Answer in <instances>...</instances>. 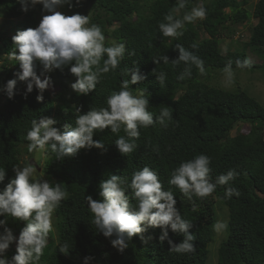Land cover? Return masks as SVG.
Segmentation results:
<instances>
[{
    "label": "trees",
    "instance_id": "16d2710c",
    "mask_svg": "<svg viewBox=\"0 0 264 264\" xmlns=\"http://www.w3.org/2000/svg\"><path fill=\"white\" fill-rule=\"evenodd\" d=\"M251 1L186 0V8L176 13V18L182 19L185 12L199 4L206 7L207 17L186 23L184 35L178 40L162 37L158 27L161 22H166L164 16L177 0H81L79 6L73 0L71 9L67 5L61 7L65 15L89 14L88 26L97 24L109 37L105 46H111L113 42L123 43L126 52L119 67L103 75L96 90L87 96H78L72 91L70 85L76 78L67 66L63 70L45 72L53 85L54 76L59 81L54 90L42 93V103L36 100L40 93L35 87L27 96L26 86L16 87V94L11 99L6 91L1 92L4 99L0 105V168L6 169V178L0 183V190L14 178L12 166L25 160H21V152L31 156L25 137L33 119L53 118L58 122L54 127L61 131L66 123L74 126L76 108L82 105V113H86L90 107H107L106 98L120 90L122 80L131 79L129 69L139 67L140 73L147 77L139 84H130V89L133 95L144 92L149 99L148 111L156 122L140 129V138L135 141L138 147L127 156L121 155L114 144L118 136L127 138L123 128L119 134H113L110 129L94 133L93 139L102 141L106 151L94 147L81 149L75 157L58 160L47 148L41 174L53 183L61 182L68 195L55 210L54 231L49 235L40 264H84L86 256L93 257L88 264H205L208 244L213 238L216 202H221L228 210V232L217 248V264H264V106L239 88L236 79L233 80L234 90L211 82L213 72L223 71L229 60L233 61L232 68H236L235 60L248 59L247 49L258 54L263 62L252 63V67L243 70H264V0H254L249 11L247 6ZM42 8V4H36L25 12L17 0H0V17L19 18L15 26L17 32L36 27L37 14ZM250 17L256 21L251 23ZM243 23L250 28L248 40L238 49L221 53L220 39L232 38L233 26ZM177 43L204 61L205 74L201 75L193 66L191 77L177 79L185 67L183 63L175 67L171 63L179 56L178 50H174ZM193 44L197 47L193 48ZM12 48L11 36L0 27V49L9 53ZM131 52L135 55H129ZM162 56H167L170 62L164 64L159 59ZM158 59L159 63H155ZM0 61V78L6 83L9 79L18 80L15 74L20 71L19 62L8 57H0ZM12 65L17 67L15 71L11 69ZM41 71L43 65L37 62L38 74ZM160 72L166 74L163 86L157 81L156 75ZM163 107L172 109V119L167 122V127L156 119ZM241 124H248L249 129L239 128ZM237 128L239 131L232 133ZM199 154L207 155L211 160L213 183L229 170H235L238 176L228 185H218L207 198L194 196L195 211L192 201L183 197L178 189H171L182 218L193 225L189 232L195 235L194 253L169 251L168 241H159L161 229L148 228L142 234L145 239L151 237L147 243L137 235L121 254L91 223L92 215L85 197L92 195L93 199H98L101 181L117 175L127 178L130 184L132 174L147 165L158 173L165 190H168L171 171L182 161ZM227 187L236 188L240 196L225 199ZM126 194L135 206L131 189H126ZM0 220H7V226L17 238L25 227L24 222L13 221L10 217L0 216ZM169 238L176 244L183 240L170 229ZM65 242L69 245L67 256L58 250V246ZM15 249L14 242L6 253L9 259Z\"/></svg>",
    "mask_w": 264,
    "mask_h": 264
},
{
    "label": "clouds",
    "instance_id": "9594fccd",
    "mask_svg": "<svg viewBox=\"0 0 264 264\" xmlns=\"http://www.w3.org/2000/svg\"><path fill=\"white\" fill-rule=\"evenodd\" d=\"M17 2L25 12L30 6L34 8L36 4H42L43 10L49 14L42 15L38 27L18 30L11 37L13 48L8 53V59L19 62L20 71L15 74L18 80L9 79L7 83L4 82L3 91H6L9 99L16 94V87L26 86L25 96L35 87L40 93L36 100L42 103L44 99L42 93L49 89L54 90L51 77L46 76L45 72H51L53 69L63 70L66 66L70 74L76 78L70 85L72 91L78 96H87L96 90L103 75L119 67L126 52L123 43L113 42L111 46H105L106 38L101 27L97 24L88 26L89 14L76 12L65 15L57 10L64 5L71 9L73 0H17ZM75 4L79 6L81 0H75ZM185 8L186 0H177L164 16L166 22H161L158 26L162 37L178 40L184 35L186 23L191 24L207 17L206 7L199 4L185 12L182 19L176 18L175 14ZM192 47L196 48L197 45L193 44ZM174 50H178L179 56L171 60L172 65L174 67L181 63L185 65L183 72L177 77L178 80L191 77L193 66L201 75L205 74L204 61L197 54L179 43L175 45ZM105 55L107 59H103ZM129 55H135V52ZM159 59H162L164 64L170 62L167 56ZM159 59L155 63H159ZM37 62L43 65V71L39 74ZM232 64L233 61L229 60L223 69L229 83L233 82L234 77ZM235 65L241 70L252 67L251 61L247 58L243 61L235 60ZM152 71L155 74V69ZM129 74L131 79L122 80L120 90L112 92L106 98L107 107H90L86 113H82L83 106H78L74 113V126L66 123L63 126L64 130L61 131L54 127L58 122L53 118L33 119L25 137L29 142L28 152H46L47 148H50L59 160L64 157H75L81 149L94 147L106 151L102 141L93 139L94 133L110 129L113 134H119L123 128L127 138L118 136L114 144L123 156L133 153L138 147L135 141L140 138V129L152 126L156 120L148 111L149 99L144 92L140 91L138 95H133L130 89V84H139L147 77L140 73L139 67L129 69ZM156 76L157 81L163 86L166 74L160 72ZM18 81L24 82L25 85H17ZM0 95L2 104L4 95ZM156 119L167 127V122L172 119V109L163 107ZM25 156L27 157V154ZM30 160L36 162L34 159H28V164L22 167L13 165L14 178L9 179L0 190V216L25 223L17 238L7 226V220H0V229H3L0 231V264H40L49 242V235L54 231L55 210L68 195L61 182L34 180L36 167L29 163ZM210 163V158L204 154L182 161L170 173L167 181L168 190H165L158 173L147 165L132 174L130 184L125 177L111 175L99 184L98 199H93L92 195L85 197L92 215L91 223L121 254L129 247L128 242L137 235L147 243L151 237L145 239L142 234L148 228L161 229L159 241L163 243L167 240L170 245L169 251L180 254L194 253L195 235L189 232L193 225L182 218L171 189L173 187L178 189L183 197L192 201L195 211L194 196L200 199L207 198L216 191L218 185H228L238 176L235 170H229L226 174L219 175L213 183ZM5 178L6 169L0 168V183H3ZM126 189H131L132 198L136 201L135 206L130 202ZM234 195L240 196L236 188L225 189V199H231ZM213 227L220 231L226 229L227 224L217 222ZM169 229L172 233L181 235L183 240L178 244L174 243L169 238ZM14 242L15 254L9 259L6 253ZM58 250L67 256L68 243L59 245ZM91 259H93L91 256L84 257V264H88Z\"/></svg>",
    "mask_w": 264,
    "mask_h": 264
},
{
    "label": "rangeland",
    "instance_id": "374dc122",
    "mask_svg": "<svg viewBox=\"0 0 264 264\" xmlns=\"http://www.w3.org/2000/svg\"><path fill=\"white\" fill-rule=\"evenodd\" d=\"M253 1H251L250 5L247 6V9L250 11L252 8ZM58 11H61V8L57 9ZM232 13V12H231ZM49 14L45 12L42 8L41 11L38 12L37 16H39L37 26L39 25V22L42 18V15ZM17 18H12L8 19L5 18L4 16L0 17V27H2L6 33L7 36H13L16 34L15 26L17 22ZM251 23H254L256 20L252 17L249 18ZM117 23H115L116 25ZM234 27V35L232 38H223L220 39L219 47L221 50V53H225L226 50H234L238 49L240 47V44L242 42H245L248 40L249 33H250V28L248 25L245 23L243 24H236L233 26ZM35 28V27H34ZM105 40L108 41L110 40L109 37L105 36ZM246 55L248 59L251 61V63H256V64H261L262 58L256 54L255 52L247 49ZM0 57H8V53L4 51L3 49H0ZM1 62V61H0ZM12 70L15 69V66L12 65L11 67ZM214 71V70H213ZM234 71V77L233 80L236 79L239 83L240 86L239 88L245 90L249 95L253 96L256 98L263 106H264V70H256L254 72H250L247 70H240L238 68H233ZM54 84L58 87L57 82L59 81L58 78L55 76L53 77ZM5 79L0 78V94L3 91L5 85H4ZM212 84L219 83L222 88L228 89V90H234V82L229 83L226 74L223 71L220 72H213V77L211 79ZM17 85L23 86L25 85L24 82L18 81ZM54 85V87H55ZM219 86V85H218ZM2 97L0 95V105H1ZM239 128H244V130L249 129L248 124H241L239 125ZM239 128L235 129L232 133H236L239 131ZM21 160L20 161V166H24L28 164V159H34L36 162L38 161L39 164V170L36 169V172L33 175V179H46L44 175L41 174V167L42 164L46 158L45 152H40V151H35L31 153V157L27 155L25 156V152H21L20 154ZM215 210H216V215H215V220H214V225L217 222H223L227 224L228 220V210L225 205H223L221 202H216L215 204ZM213 225V226H214ZM227 228L216 231L213 227V238L212 241L208 244V253H207V258L205 264H217V248L222 240H224L227 236Z\"/></svg>",
    "mask_w": 264,
    "mask_h": 264
},
{
    "label": "water",
    "instance_id": "95a60500",
    "mask_svg": "<svg viewBox=\"0 0 264 264\" xmlns=\"http://www.w3.org/2000/svg\"><path fill=\"white\" fill-rule=\"evenodd\" d=\"M29 163H32L36 167V169L39 170V166L37 165L36 162H34L33 160H30Z\"/></svg>",
    "mask_w": 264,
    "mask_h": 264
},
{
    "label": "bare ground",
    "instance_id": "6f19581e",
    "mask_svg": "<svg viewBox=\"0 0 264 264\" xmlns=\"http://www.w3.org/2000/svg\"><path fill=\"white\" fill-rule=\"evenodd\" d=\"M38 165V164H37Z\"/></svg>",
    "mask_w": 264,
    "mask_h": 264
}]
</instances>
